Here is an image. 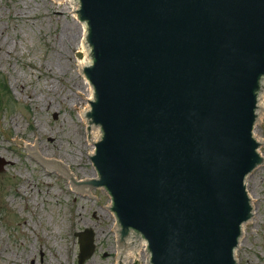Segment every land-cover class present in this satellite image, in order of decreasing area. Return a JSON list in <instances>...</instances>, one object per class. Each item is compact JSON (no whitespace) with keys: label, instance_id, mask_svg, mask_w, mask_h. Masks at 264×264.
<instances>
[{"label":"water","instance_id":"95a60500","mask_svg":"<svg viewBox=\"0 0 264 264\" xmlns=\"http://www.w3.org/2000/svg\"><path fill=\"white\" fill-rule=\"evenodd\" d=\"M68 3L89 58L79 74L91 87L83 122L97 177L72 180L65 166L40 161L35 141L13 145L71 192L109 193L115 264L143 243L149 264H236L251 216L245 180L263 161L253 129L264 0ZM75 236L82 264L96 249L94 231Z\"/></svg>","mask_w":264,"mask_h":264},{"label":"rangeland","instance_id":"374dc122","mask_svg":"<svg viewBox=\"0 0 264 264\" xmlns=\"http://www.w3.org/2000/svg\"><path fill=\"white\" fill-rule=\"evenodd\" d=\"M77 19L68 3L56 0H0V264H78L74 234L88 228L96 249L82 264H115L109 193L71 192L60 173L44 170L13 145L35 141L40 154L61 161L76 180L94 178L80 116L91 88L77 66L83 37ZM259 98L253 135L263 161L245 180L251 216L242 226L236 264H264V85ZM140 257L145 264V252ZM133 261L128 256L127 264Z\"/></svg>","mask_w":264,"mask_h":264},{"label":"bare ground","instance_id":"6f19581e","mask_svg":"<svg viewBox=\"0 0 264 264\" xmlns=\"http://www.w3.org/2000/svg\"><path fill=\"white\" fill-rule=\"evenodd\" d=\"M56 2H59V3H61V2L62 3H68V0H56ZM73 14H74L75 18H78L76 13H73ZM81 30H82V36L83 37L77 43L78 44V52H80L81 57L80 58H77V60H76L77 61V66H78L79 70L81 69V67H86V66L90 65L89 64L88 53H87L86 42H85L84 30H83V26L82 25H81ZM1 49H2V46L0 44V50ZM85 83L87 84V86H90L89 83H88V81H86ZM90 92H91V90H90ZM89 95H90V93L88 94V99H89ZM260 105L263 106V103L260 102ZM89 106H90V104L88 105V107H85L83 110L80 111V116H81L82 119H83V114L88 110ZM25 145L33 146V144H31V143H25ZM38 149L40 150V146H37V151H38ZM38 154H39V156L41 155V158H43L44 160H51L52 159V160L58 162L59 164L65 166L66 172H71V170L69 169V167H67L66 165H64L61 161L55 160L53 158H48V157L44 156V155H47L45 153H41L40 154L38 152ZM93 177L94 178L97 177V174L95 172H94V176ZM88 179H90V178H88ZM72 180H76V176L73 175V173H72ZM143 252H145V243H143V244H141L139 246H136V247H134V248H132L130 250H127V251L121 253L120 254V257H119V262L118 263H120V264H127L128 256H132L134 259H140L141 258L140 256H141V254ZM145 258H146V255H145ZM145 264H149L148 261L145 262Z\"/></svg>","mask_w":264,"mask_h":264},{"label":"trees","instance_id":"16d2710c","mask_svg":"<svg viewBox=\"0 0 264 264\" xmlns=\"http://www.w3.org/2000/svg\"><path fill=\"white\" fill-rule=\"evenodd\" d=\"M7 91H8V89H7V87L4 85V94H7Z\"/></svg>","mask_w":264,"mask_h":264}]
</instances>
